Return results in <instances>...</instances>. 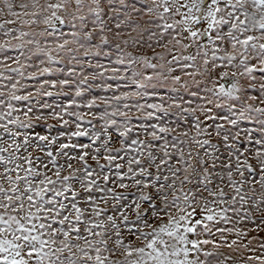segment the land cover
<instances>
[{
	"label": "snow or ice",
	"instance_id": "6c2138e0",
	"mask_svg": "<svg viewBox=\"0 0 264 264\" xmlns=\"http://www.w3.org/2000/svg\"><path fill=\"white\" fill-rule=\"evenodd\" d=\"M260 232L264 0H0V264H264Z\"/></svg>",
	"mask_w": 264,
	"mask_h": 264
},
{
	"label": "rangeland",
	"instance_id": "374dc122",
	"mask_svg": "<svg viewBox=\"0 0 264 264\" xmlns=\"http://www.w3.org/2000/svg\"><path fill=\"white\" fill-rule=\"evenodd\" d=\"M250 235H258L259 237H264V232H260L258 234L257 233H250Z\"/></svg>",
	"mask_w": 264,
	"mask_h": 264
}]
</instances>
